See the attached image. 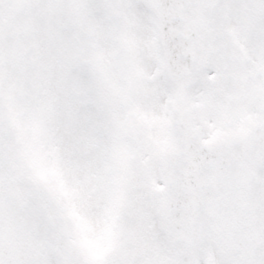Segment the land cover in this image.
Listing matches in <instances>:
<instances>
[{
	"label": "snow or ice",
	"instance_id": "obj_1",
	"mask_svg": "<svg viewBox=\"0 0 264 264\" xmlns=\"http://www.w3.org/2000/svg\"><path fill=\"white\" fill-rule=\"evenodd\" d=\"M0 264H264V0H0Z\"/></svg>",
	"mask_w": 264,
	"mask_h": 264
}]
</instances>
